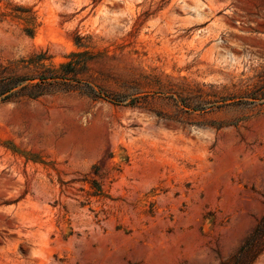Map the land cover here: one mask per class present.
<instances>
[{
    "label": "rangeland",
    "instance_id": "obj_1",
    "mask_svg": "<svg viewBox=\"0 0 264 264\" xmlns=\"http://www.w3.org/2000/svg\"><path fill=\"white\" fill-rule=\"evenodd\" d=\"M44 69L0 95V264L236 249L264 212V0H0V75Z\"/></svg>",
    "mask_w": 264,
    "mask_h": 264
},
{
    "label": "trees",
    "instance_id": "obj_2",
    "mask_svg": "<svg viewBox=\"0 0 264 264\" xmlns=\"http://www.w3.org/2000/svg\"><path fill=\"white\" fill-rule=\"evenodd\" d=\"M46 59L45 56H37L36 60H31L35 65H42V60ZM70 62H64L60 64V68L69 66ZM55 69L42 70L37 76H2L0 75V95L6 93L8 90L16 87L24 81H29L28 85L33 87L32 95H39L45 92L46 87L55 82L58 78H64L60 76ZM67 79V78H65ZM255 95L264 96V91H261ZM8 95H5L3 99H7ZM264 254V212L257 219L250 231L244 236L236 249L229 253L227 256L218 255L216 264H258L260 257Z\"/></svg>",
    "mask_w": 264,
    "mask_h": 264
},
{
    "label": "bare ground",
    "instance_id": "obj_3",
    "mask_svg": "<svg viewBox=\"0 0 264 264\" xmlns=\"http://www.w3.org/2000/svg\"><path fill=\"white\" fill-rule=\"evenodd\" d=\"M9 178V175H7L6 172L4 171H0V181H7V179ZM0 195H1V191H0ZM1 197V196H0ZM14 198L11 199H7V200H13ZM13 208L14 207H10L9 212L12 214L13 213ZM8 212V210H7Z\"/></svg>",
    "mask_w": 264,
    "mask_h": 264
}]
</instances>
